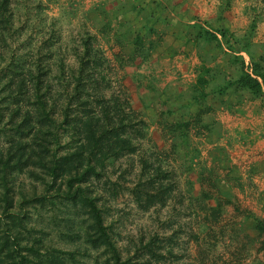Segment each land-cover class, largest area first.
Returning a JSON list of instances; mask_svg holds the SVG:
<instances>
[{
	"label": "trees",
	"instance_id": "1",
	"mask_svg": "<svg viewBox=\"0 0 264 264\" xmlns=\"http://www.w3.org/2000/svg\"><path fill=\"white\" fill-rule=\"evenodd\" d=\"M179 2L120 0L114 7L102 3L96 8L102 16L96 24L98 33L114 43L112 48H119L114 57L121 67L123 61L149 62L168 36L196 49L199 64L190 103L198 106V112L169 130L173 141L178 140L177 132L186 140L192 127L203 124V115L213 110L210 100L232 114L241 112L244 103H264V55L257 57L253 52L252 33L238 37L223 22L234 0H219L214 23L199 17L186 20L178 12ZM22 4L21 0H0V138H6L5 147L0 146V264H69L81 252L97 254L95 264H177L159 234L142 238L134 252L124 251L106 222L105 196L94 184L104 180L109 192L118 197L121 184L107 172L125 157L149 153L141 149L148 125L134 113L129 97L105 95L111 67L99 47L100 39L90 33L83 36L74 49L77 67L60 61L52 80L47 60L54 53L53 39L57 42L59 38L53 35L41 48L28 40L21 44L24 51H48L45 57L40 52L35 67L26 70L25 58L9 60L10 40L17 39V43L21 36L22 18L18 16ZM41 8L42 3L37 9ZM255 28L253 22L252 32ZM127 47L130 53L125 52ZM9 113L11 129L7 131L4 121ZM216 124H203L204 135L213 133ZM221 133L219 129L217 141ZM151 158H140V174L130 190L146 212L168 206L178 187L162 161ZM232 170L236 171L231 169L228 174ZM25 172L42 184L43 191L27 194L21 190L16 201L15 180ZM203 195L211 197L206 192ZM55 207L65 210L60 220L67 232L59 234L77 244L75 250L58 247L52 230L39 223L42 211L50 208L53 212ZM222 207L217 201L213 214ZM51 218L58 219L56 213ZM255 221L263 236L264 221Z\"/></svg>",
	"mask_w": 264,
	"mask_h": 264
},
{
	"label": "rangeland",
	"instance_id": "2",
	"mask_svg": "<svg viewBox=\"0 0 264 264\" xmlns=\"http://www.w3.org/2000/svg\"><path fill=\"white\" fill-rule=\"evenodd\" d=\"M21 2L18 16L22 18L21 36L17 43V39L10 40L13 51L9 60L25 58L26 70L35 67L41 57L39 53L45 57L48 50L31 53L24 51L21 44L29 40L41 48L54 35L59 40L53 39L54 53L47 60L52 68L49 73L52 80L60 61L77 67L74 49L80 46L83 36L97 35L99 47L111 67L110 86L105 95L108 98L128 96L134 113L148 125L147 139L141 149L149 155L125 157L107 172L114 182L121 184L119 196L109 192L104 180L94 184L105 196L106 222L114 229L119 247L134 252L142 238L159 234L167 243L164 245L173 251L171 261L177 264H264V235L255 227V219L264 221V103H244L241 112L232 114L217 101L210 100L213 110L203 115V124L217 122L213 133L204 135L202 124L192 127L186 140L177 132L178 140L173 141L169 130L179 121H189L198 112V106L190 103L199 64L196 49L168 36L149 62L123 61L121 67L114 57L119 48H112L114 43L103 40L96 28V24L102 22L96 8L102 3L111 8L120 0ZM40 3L42 8L38 10ZM179 3L178 12L186 20L199 17L202 21L216 22L219 0H186L185 3L180 0ZM224 20L225 26L238 37L252 33L253 52L257 57L264 55V0H234ZM253 22L256 24L254 32ZM130 48L125 52L130 53ZM10 114L4 121L7 131L11 129L7 125ZM219 129L222 133L217 141ZM64 134L65 141H69L70 136ZM5 144L6 138L1 136L0 146L5 147ZM149 156L162 161L164 168L173 173L178 187L168 206L146 212L135 202L130 190L140 174V158L150 159ZM231 169L236 171L228 174ZM21 190L27 194L40 193L43 186L25 172L15 180L16 201ZM203 192L211 197H205ZM217 201H221L223 207L220 213L213 214ZM64 211L55 207L50 212L48 208L42 211L39 223L52 230V239L58 247L75 250L77 244L59 234L67 232L64 221L60 220ZM52 213H56L57 220L51 218ZM95 258L97 254L88 256L81 252L76 262L69 264H95Z\"/></svg>",
	"mask_w": 264,
	"mask_h": 264
}]
</instances>
